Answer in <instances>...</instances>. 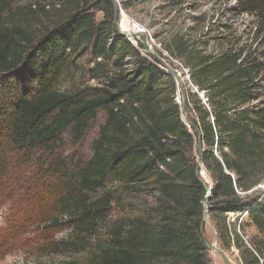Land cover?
I'll return each mask as SVG.
<instances>
[{
	"label": "trees",
	"instance_id": "obj_1",
	"mask_svg": "<svg viewBox=\"0 0 264 264\" xmlns=\"http://www.w3.org/2000/svg\"><path fill=\"white\" fill-rule=\"evenodd\" d=\"M138 1L117 0L124 10ZM234 9L264 31V0H237ZM114 22L113 0H0L1 137L21 152L19 166L35 158L40 196L51 204L42 219L68 230L56 251L86 252L88 264H211L198 134L182 118L174 75ZM209 40L177 31L161 45L190 76L187 117L202 131L219 246H235L242 264H264V41L209 51L217 39ZM84 57L100 84L58 88ZM100 114L98 137L81 155ZM131 195L152 202L110 224L106 243L95 240ZM230 214H247L259 236L245 240Z\"/></svg>",
	"mask_w": 264,
	"mask_h": 264
},
{
	"label": "rangeland",
	"instance_id": "obj_2",
	"mask_svg": "<svg viewBox=\"0 0 264 264\" xmlns=\"http://www.w3.org/2000/svg\"><path fill=\"white\" fill-rule=\"evenodd\" d=\"M236 3L237 0H139L128 10L120 9L123 11L119 25L131 33L136 31L145 34L148 44L156 54L153 57L159 61L160 67L179 75L184 88L188 89L192 85L187 70L177 60L169 57L162 48L161 41L177 31H183L189 37H201L204 41L217 39L213 40L209 51H220L226 46L225 42L240 38L245 40L259 37V40L264 41V31H256L257 18L238 13L234 9ZM98 17H102V14L99 13ZM196 17L200 19L196 20ZM91 63L90 58H82L74 71L61 78L58 88L67 91L82 86L99 85V81L91 79L86 73L87 68L92 66ZM102 122L103 116L100 114L77 149L79 154L90 153ZM1 134L0 131V264H88L89 254L86 252L74 254L55 250L53 245L66 237L68 230L64 225L49 227L42 219L51 210V204L46 203L40 196L39 167L35 158H31L28 166H19L21 152L13 150ZM204 175L203 178L211 186L210 176ZM261 188L264 189V186ZM125 199L127 209L117 207L100 228L95 240L106 243L110 224L121 216L136 215L145 208V203L147 207L152 202L151 197L146 195H131ZM230 221L236 224L239 233H244L245 240L259 236L247 214H230ZM205 234L209 241L220 245L210 218ZM225 252L231 264H242L239 250L235 246ZM209 255L211 264H225L224 259L217 253L209 250Z\"/></svg>",
	"mask_w": 264,
	"mask_h": 264
},
{
	"label": "water",
	"instance_id": "obj_3",
	"mask_svg": "<svg viewBox=\"0 0 264 264\" xmlns=\"http://www.w3.org/2000/svg\"><path fill=\"white\" fill-rule=\"evenodd\" d=\"M114 5H115V30L118 34H121L129 39H132L134 41H140L143 45V49L145 51L146 54L151 55L156 57V54L152 51L151 46L148 44V39L147 36L143 33H131L129 31H125L120 27V20H121V7L119 6V3L117 2V0H113ZM177 83H178V87H179V91H178V102L181 104V110H182V118L183 120L186 122V124L189 126V128L191 129V131H195L198 134V139H197V174L201 175V168L203 165L202 162V154H203V140H202V131L201 128L196 125L195 123H193L192 121H190L187 117V95H186V89L183 86L182 80L180 78L179 75L177 74H173ZM188 78L190 79V76H188ZM202 182L204 184V186L206 187L207 190V198L204 201V212L202 215V219H201V233H202V237L203 240L206 244V246L208 247V249L210 251H213L214 253H217L218 255H220L223 259L225 264H231L230 259L228 257V255L226 254L225 250H223L221 247L217 246L216 242H211L209 241V239L207 238L206 234H205V229L206 226L208 224V219H209V214H208V196L211 192V188L212 186L209 187L208 184V180L204 179L202 176Z\"/></svg>",
	"mask_w": 264,
	"mask_h": 264
},
{
	"label": "built area",
	"instance_id": "obj_4",
	"mask_svg": "<svg viewBox=\"0 0 264 264\" xmlns=\"http://www.w3.org/2000/svg\"><path fill=\"white\" fill-rule=\"evenodd\" d=\"M122 11H123V10H121V14H122ZM123 30H125V29L123 28ZM125 31H126V30H125ZM135 33H137V32L135 31ZM204 172H205V174H206L207 176H209V174H208V172L206 171L204 165H202V168H201V175H202V176L204 175ZM206 175H204V176H206Z\"/></svg>",
	"mask_w": 264,
	"mask_h": 264
}]
</instances>
